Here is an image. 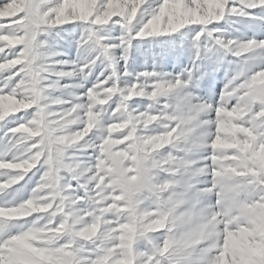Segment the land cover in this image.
Wrapping results in <instances>:
<instances>
[{
  "label": "snow or ice",
  "instance_id": "1",
  "mask_svg": "<svg viewBox=\"0 0 264 264\" xmlns=\"http://www.w3.org/2000/svg\"><path fill=\"white\" fill-rule=\"evenodd\" d=\"M0 264H264V0H0Z\"/></svg>",
  "mask_w": 264,
  "mask_h": 264
},
{
  "label": "rangeland",
  "instance_id": "2",
  "mask_svg": "<svg viewBox=\"0 0 264 264\" xmlns=\"http://www.w3.org/2000/svg\"><path fill=\"white\" fill-rule=\"evenodd\" d=\"M19 135V134H18Z\"/></svg>",
  "mask_w": 264,
  "mask_h": 264
}]
</instances>
